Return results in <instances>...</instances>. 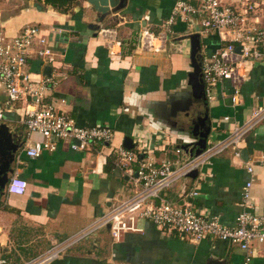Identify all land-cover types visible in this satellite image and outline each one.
Returning a JSON list of instances; mask_svg holds the SVG:
<instances>
[{
    "label": "crops",
    "instance_id": "0c3cea01",
    "mask_svg": "<svg viewBox=\"0 0 264 264\" xmlns=\"http://www.w3.org/2000/svg\"><path fill=\"white\" fill-rule=\"evenodd\" d=\"M223 1L245 10L247 28L264 30V0ZM176 2L126 0L123 7L103 14L88 0H79L67 12L36 0H0V34L14 36L25 24H37L57 54L56 63L38 57L28 62L34 80L58 72L44 102L71 115L80 126L106 123L115 130L112 147L76 151L60 145L55 151L29 157L25 153L26 101H9L0 83V122L9 126L18 144L9 181L13 176L28 181L24 194L9 193V181L0 188V257L11 264L33 259L89 226L114 201L133 195L131 177L116 167L115 149L127 135L133 138L135 150L137 139L148 144V157L182 160L196 152L197 138L190 132L199 117L209 115V143L225 137L233 123L246 120L254 106L264 105V42L255 46L260 56L247 62L249 77L237 105L231 99L230 81L217 84L213 98L194 97L188 35L201 27V17L171 25L161 51L137 49L143 30L167 31L165 20ZM249 3L254 5L252 10L247 9ZM201 34L205 53L233 38L231 29L222 37L216 32ZM114 39L121 44L111 42ZM225 115L231 120L226 121ZM41 138L33 136V140ZM178 148L182 149L179 154ZM241 148L247 151L242 158L228 150L198 169L196 177L182 178L163 191L162 197L235 227L244 209V186L253 179L250 210L263 213L264 122L245 136ZM248 163L254 167L252 174ZM193 190L198 194L193 196ZM138 224L143 231L126 232L120 241L112 239L109 227L101 228L48 264H207L210 260L264 264L263 243H252V258L247 262V251L230 241L215 237L196 241L188 233L160 228L145 218Z\"/></svg>",
    "mask_w": 264,
    "mask_h": 264
},
{
    "label": "built area",
    "instance_id": "2783aa9c",
    "mask_svg": "<svg viewBox=\"0 0 264 264\" xmlns=\"http://www.w3.org/2000/svg\"><path fill=\"white\" fill-rule=\"evenodd\" d=\"M254 5L249 3L247 9ZM201 17L200 32H216L221 37L230 29L233 38L212 53L203 52L202 77L208 98L214 97L217 84L230 81L234 105L241 102L242 85L249 77L247 62L253 56H260L255 48L264 42V30L245 26V10L239 9L223 0H177L170 16L165 20L167 31L154 33L148 29L141 32L137 46L139 50L161 51L165 48L168 31L177 21H192ZM55 31V30H54ZM102 32L106 33L103 29ZM48 37L37 24L27 23L14 36L0 34V83L6 88L9 101H26L27 142L25 153L32 158L44 151H55L60 145H67L76 151H85L96 146L112 147L115 130L106 123L93 126H80L68 114L61 112L54 104L44 102L45 94L56 84V74L51 72L39 80H34L27 70L29 59L38 57L46 63H56L57 54L49 45ZM111 42L121 44L119 40ZM38 44V46L36 45ZM3 112H0V119ZM226 121L231 120L225 115ZM264 122V105L254 106L250 116L239 123H233L228 134L211 141L199 153L185 159L156 160L146 156L149 147L137 139V150L123 145L115 149L116 167L131 177L135 192L126 199L114 201L109 210L96 218L89 226L70 238L56 242L39 256L21 264H48L58 258L75 243L89 238L101 228L109 227L112 239L120 241L126 232L143 231L138 220L145 218L160 228L176 229L190 234L196 241L205 237H215L230 241L247 251V262L252 258L253 242L264 244V212L251 211L253 179L246 182L243 189V211L237 217V226L225 225L217 216L202 215L190 206H180L162 197L161 193L171 188L194 170L210 163L216 156L232 150L237 158L243 157L241 143L245 136ZM42 138L33 140L34 135ZM182 151L176 149L177 154ZM139 153L142 156L139 158ZM137 164L136 167L134 165ZM247 171L253 173L254 167L248 163ZM28 181L13 176L6 189L9 193L24 194ZM193 196L198 191L191 192ZM0 264H11L7 258L0 257Z\"/></svg>",
    "mask_w": 264,
    "mask_h": 264
},
{
    "label": "water",
    "instance_id": "95a60500",
    "mask_svg": "<svg viewBox=\"0 0 264 264\" xmlns=\"http://www.w3.org/2000/svg\"><path fill=\"white\" fill-rule=\"evenodd\" d=\"M91 5L103 14H107L114 8L123 7L126 0H88ZM201 32L197 27L194 33L188 35L191 44L190 56L192 59L193 70L189 74V83L192 86L193 94L196 99H206L205 84L202 77V40ZM50 70V67H48ZM50 75V73H48ZM209 115L199 117L194 123L191 134L197 141L195 142L197 149L194 154H199L208 144V138L211 132V125L209 124ZM189 145V144H188ZM123 146L126 148H133V138L127 135L124 138ZM18 149V144L14 141L13 134L10 132L9 126L0 122V188H4L9 181V173L11 165L15 159V152ZM247 154V151H243ZM198 170H194L189 176L196 177ZM207 264H224L223 261L210 260Z\"/></svg>",
    "mask_w": 264,
    "mask_h": 264
},
{
    "label": "trees",
    "instance_id": "16d2710c",
    "mask_svg": "<svg viewBox=\"0 0 264 264\" xmlns=\"http://www.w3.org/2000/svg\"><path fill=\"white\" fill-rule=\"evenodd\" d=\"M36 1L44 2L46 4L52 5L53 7L63 12H67L74 5L79 4V0H36Z\"/></svg>",
    "mask_w": 264,
    "mask_h": 264
}]
</instances>
